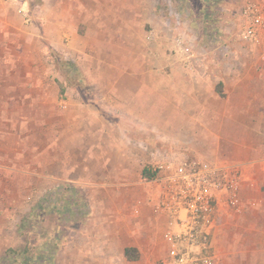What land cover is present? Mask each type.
<instances>
[{
    "label": "rangeland",
    "instance_id": "obj_1",
    "mask_svg": "<svg viewBox=\"0 0 264 264\" xmlns=\"http://www.w3.org/2000/svg\"><path fill=\"white\" fill-rule=\"evenodd\" d=\"M253 2L264 4V0H0V35L1 31L10 35L5 40L0 36V80H5L9 86L6 88L3 86L6 83H2L4 88L0 87V94L17 96L23 92L29 97L37 96L41 91L36 80L40 79L45 82L42 84L44 94L49 98L57 94L59 103L58 106L51 104L54 110L47 111L51 118L46 119L45 115L44 121L32 118L39 105L0 103V112L4 113L0 114V150L3 148L1 143H7L11 148L0 151V259L6 249L23 245L25 237L18 231V226L37 205L41 209L36 210L34 221L39 224V233L47 228L58 233L60 238L56 264H70L72 252L80 248L76 245L73 248L72 242L81 243L83 239L89 242L90 250L96 248L93 245L97 244L98 233L97 227L90 224L91 216L84 220L81 216L76 220V226L70 227L64 216L50 213L46 208L44 200L56 187L75 186L89 198L88 205L97 210L104 209L103 215L106 213L110 223L118 215L123 222L133 225L136 218H133L132 209L139 201L136 198L144 196L149 189V185L142 184L144 181L139 175H134L147 165L150 154L159 159L189 156L212 164L242 163L236 158L242 159L246 153L234 152L223 140H217L209 131L208 123L205 128L201 127L202 130L196 129L194 121L177 119L175 111L181 96L179 72L192 73L197 60L200 63H245L264 67V32L256 42L240 39L242 9ZM20 7L23 13H18ZM39 33L51 34V38L37 41L34 35ZM213 36H217L213 43L218 52L205 61V55L200 53H205L203 44L208 43L205 38ZM179 38L189 50L190 69L183 67L182 57L175 51V42ZM155 39L157 45L150 47ZM40 44H44L42 49ZM227 46L237 48L239 54L228 55ZM130 74L155 87L153 99L155 114H158L149 122H153L158 131L146 136L121 135L124 145L143 158L138 165L132 163L121 169L122 175L129 174L131 180L116 183L113 176H117L119 170L112 161L113 166L105 169L104 177L98 176L96 171L90 182H83L87 177L82 174L83 170L78 168L72 173V168H66L69 163L62 161L64 155L62 159L57 156L60 143L66 140L63 135L66 130L61 132L63 129L59 124L64 126L67 121L64 116L67 100L72 98L83 105H98L100 114L106 117L107 129H118L121 121L129 128L130 123L121 118L122 110L118 107L114 111V102L122 97L120 89L109 86L118 84L120 79L128 80L122 76L129 77ZM53 80L63 84V96L58 94ZM29 81L31 84L26 86ZM21 82H24L23 88H13ZM186 93L193 96L192 84L187 86ZM165 95L173 103H162ZM18 111L25 112L27 118L20 121ZM162 115L170 119L164 120ZM93 124L96 126V119ZM114 137L118 139L107 133L105 138L112 142ZM108 141L107 145H111ZM46 144L53 145L45 147ZM41 148L48 152H41ZM255 157L258 158V153ZM59 164L63 170H59ZM257 167L259 173L264 174V156L257 162ZM99 179L103 182L106 179V182L101 185ZM244 185L243 176L239 207L223 208L218 216L219 224L213 236L215 264H264V185H254L262 199L246 198ZM100 191L120 192L124 204L121 207L113 200L105 203L96 198L92 200L91 197H96L93 195ZM57 204L64 207L61 201ZM86 220L90 222L85 223ZM118 250L113 247V256L117 257Z\"/></svg>",
    "mask_w": 264,
    "mask_h": 264
},
{
    "label": "crops",
    "instance_id": "obj_2",
    "mask_svg": "<svg viewBox=\"0 0 264 264\" xmlns=\"http://www.w3.org/2000/svg\"><path fill=\"white\" fill-rule=\"evenodd\" d=\"M210 28L213 29V27ZM0 36L5 40L9 39L10 35L7 32L1 31ZM34 36V39L37 41L51 38V34L47 35L45 33L35 34ZM216 37L205 38L208 42L207 45L205 43L203 44L205 53L204 51L200 53L202 56L205 55V61L206 59L208 60L211 54L213 56L218 52L217 47L214 46L215 43H213L216 41ZM157 39L151 43L150 47L157 45ZM164 39L166 40L165 37ZM225 39L226 37L223 38V41ZM43 45L40 44L41 49ZM227 49L230 50L228 53L226 52L228 55L233 56L234 54H239L237 48L233 49L231 46H227ZM36 69H38V66H36ZM231 72H233L232 75L230 74ZM122 77L128 80L120 79L117 82L118 84L113 83L109 87H117V89H120L119 93H121L122 97H118L120 101L114 102V111L116 112V108L118 107L122 110L120 115L123 117L121 118H125L130 123H128L130 125L129 128H125L127 123L121 124V121L118 129H107L105 125L106 117L100 114L99 110L101 108L98 105H90L89 103L83 105L81 101L72 98L67 100V109L64 111L66 114L64 116H66L65 119L67 121H64V126L59 124V128L63 129L60 130L61 132L66 130L63 133L66 136V140L64 143H60L57 156L59 159H62L61 156L64 155L62 161L69 163L65 167L67 169L72 168V173L74 170L81 168L83 170L82 174L87 175L82 180L83 182H90L91 175L96 171L98 176L104 177L106 175L105 169L113 166L111 164L112 161H114V166L119 170L117 171V176H113V180L118 184L131 180L129 174L127 175L125 173L122 175L121 169L128 168V165H132V163L138 165L143 158L142 155L133 154L124 145L121 140V135L146 136L150 135V132L158 131L153 122H149L156 119L155 115L158 114H155V103L153 99L155 87L146 81L143 82L140 79H135L131 74L129 77ZM178 78L181 96L178 99L177 111H175L177 114L175 117L185 121H194V127L199 130L203 129L201 127L205 128L208 123L209 131H211V134L216 135L217 140H223L226 146L234 152L246 153V157L244 156L242 159H239L240 157L236 158L242 162L240 165L242 176H244L245 180L244 195L246 198L262 199L261 193L255 191L256 187L254 185H264V174L258 171V167L261 169V165L259 164L257 167V162L259 163L264 156V67L258 65L250 66L245 63L238 65L206 63L203 61L200 63L197 60V62L195 61L192 73L188 74V72L184 73L180 70ZM36 81L37 87L41 91L39 95L29 97L23 92L17 94V96L6 95V93L0 94V103L4 105L10 103L18 105L25 103L39 105V110H37L36 115L34 117L32 116V118L42 119L41 121H44L42 117L47 115L46 119H50L51 113L49 114L47 111L51 112L54 110L51 104L59 105L58 96L56 94L54 98L47 97L43 92L44 87L42 85L45 82H42L40 79ZM56 81L58 80H53L52 83L57 87ZM2 83L5 84V80H0V87H9L7 83L3 87ZM29 84H31L30 81L25 85L28 86ZM189 84H192V97H189L190 93H186V88ZM25 85L24 82H21L17 83L16 86H12L13 88H23ZM127 98L128 100L126 101L125 99ZM162 103L169 105L173 102L165 95V100L163 99ZM189 105H192V107ZM187 106L191 111H188ZM38 112H41L39 116ZM17 113V118L20 121L27 118L25 112L24 114L20 113V111ZM0 114L3 115V111ZM7 114L13 115L14 112H7ZM95 119L97 120L96 126L93 124ZM162 119L169 120L170 117L162 115ZM136 121L141 122L136 123ZM107 133L108 135L113 134L117 136L118 139L114 137L112 142L108 141L105 138ZM0 134H2L1 131ZM107 141L111 145H107ZM1 144H3V148L0 151L11 150L7 143ZM53 144H46L45 147ZM40 150L41 152H48L45 148H41ZM257 153L258 158L255 157ZM150 159L151 154L148 157V161ZM230 163L239 164L238 162ZM59 168V170H63L61 169L63 168L61 165ZM142 168H140L137 174L135 173L134 177L137 175L140 176ZM84 169H87L88 172L85 173ZM108 177L111 176L108 175ZM98 181L102 185L106 182V179L104 182L102 179ZM142 184L149 185V189L146 190L144 196L136 198V201L139 200L142 204L139 209V215L135 216L132 213L133 218H136L133 225L126 224L118 215L115 217V221L110 223V218L106 217V213L103 215L104 209L99 208L100 210H97L89 205L90 215L88 218L90 216L93 218L90 224H94L97 227L96 231L98 233L97 244L93 245L96 248L90 250L89 242H84L83 239L81 243L72 242L71 246L73 248L75 245L80 248L72 252L69 261L70 264H152L164 260L171 255L170 247L162 239V233L172 227V217L164 213L160 215H154L152 213V208L159 199L160 186L152 180L148 182L144 181ZM150 185L153 187H150ZM253 186L255 187L254 190L252 188ZM93 196L96 197H91V199L94 200L96 198L100 203L113 200L115 205L122 207V204H124L123 196L120 192L109 193L100 191ZM88 199V197H85L87 203H89ZM147 201H150L152 205L150 206V203H146ZM89 222L90 220H86L85 223ZM79 223L82 224L83 221ZM214 234L215 230L212 233L211 244L216 250L215 242L213 241ZM113 247L119 249L117 257L112 254ZM128 247L137 249L139 253V259L137 261L129 262L125 259L124 249ZM215 250L213 248L214 253Z\"/></svg>",
    "mask_w": 264,
    "mask_h": 264
},
{
    "label": "built area",
    "instance_id": "obj_3",
    "mask_svg": "<svg viewBox=\"0 0 264 264\" xmlns=\"http://www.w3.org/2000/svg\"><path fill=\"white\" fill-rule=\"evenodd\" d=\"M17 11L23 13L22 7ZM241 16L240 39L250 43L258 41L264 32V4L248 3ZM175 43L183 67L190 69L189 50L180 38ZM147 165L154 174L152 181L160 186L152 213L172 217V227L162 233L171 255L152 264H215L212 233L218 227L223 208L232 210L241 204V165L212 164L189 156L159 159L153 153ZM141 204L138 201L132 209L135 216L139 215Z\"/></svg>",
    "mask_w": 264,
    "mask_h": 264
},
{
    "label": "trees",
    "instance_id": "obj_4",
    "mask_svg": "<svg viewBox=\"0 0 264 264\" xmlns=\"http://www.w3.org/2000/svg\"><path fill=\"white\" fill-rule=\"evenodd\" d=\"M58 93L64 95L65 89L62 83L56 81ZM154 174L148 165L142 168L140 179L148 182L153 180ZM49 212L64 216L63 218L70 227L76 226V220L81 216L88 217L90 208L85 200V196L72 185H63L56 187L49 192L44 200ZM64 203L60 208L58 202ZM46 206V205H45ZM49 206V207H48ZM51 206V208H50ZM41 209L40 205L33 207L25 219L20 223L18 231L24 234L25 240L22 246L18 248H8L0 259V264H56V258L59 252L60 238L58 233L51 232V229H43L39 233V224L35 223L36 210ZM28 217L31 222H28ZM124 257L127 261L133 262L139 259V253L136 248L128 247L124 249Z\"/></svg>",
    "mask_w": 264,
    "mask_h": 264
}]
</instances>
